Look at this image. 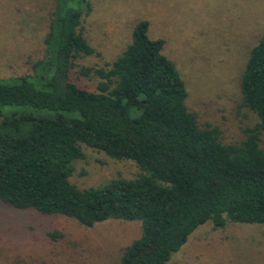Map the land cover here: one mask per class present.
<instances>
[{
	"label": "trees",
	"instance_id": "trees-1",
	"mask_svg": "<svg viewBox=\"0 0 264 264\" xmlns=\"http://www.w3.org/2000/svg\"><path fill=\"white\" fill-rule=\"evenodd\" d=\"M90 10L88 0H56L32 73L0 78V202L87 227L139 221L119 264H165L206 221L264 224V35L239 80V106L257 121L224 141L220 125L200 124L188 108L185 84L147 20L116 58L80 68L98 79L94 89L72 80L76 60L95 53L83 32ZM83 146L130 159L140 173L80 189L69 177Z\"/></svg>",
	"mask_w": 264,
	"mask_h": 264
},
{
	"label": "rangeland",
	"instance_id": "rangeland-1",
	"mask_svg": "<svg viewBox=\"0 0 264 264\" xmlns=\"http://www.w3.org/2000/svg\"><path fill=\"white\" fill-rule=\"evenodd\" d=\"M83 32L95 53L82 56L71 79L88 89L97 78L83 66L102 67L131 40L134 25L149 23L148 35L164 40L187 91L186 104L200 124L221 126L224 141L240 138L257 116L239 106V80L249 51L264 35V0H88ZM56 0H0V78L31 74L43 57ZM97 52L99 54H97ZM69 181L98 188L113 179L135 178L130 159L115 160L82 147ZM60 236L52 238L51 233ZM141 233L140 222L108 219L83 226L61 215L17 210L0 202V264H119L123 250ZM165 264H264V224L206 221Z\"/></svg>",
	"mask_w": 264,
	"mask_h": 264
}]
</instances>
